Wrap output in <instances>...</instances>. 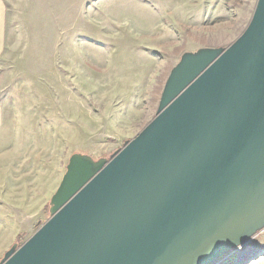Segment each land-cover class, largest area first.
Instances as JSON below:
<instances>
[{
  "label": "water",
  "instance_id": "water-1",
  "mask_svg": "<svg viewBox=\"0 0 264 264\" xmlns=\"http://www.w3.org/2000/svg\"><path fill=\"white\" fill-rule=\"evenodd\" d=\"M264 229V0L226 48L181 55L152 120L69 157L49 218L0 264H214Z\"/></svg>",
  "mask_w": 264,
  "mask_h": 264
},
{
  "label": "rangeland",
  "instance_id": "rangeland-1",
  "mask_svg": "<svg viewBox=\"0 0 264 264\" xmlns=\"http://www.w3.org/2000/svg\"><path fill=\"white\" fill-rule=\"evenodd\" d=\"M257 0H0V261L49 218L69 157L109 159L182 54L226 48ZM214 264H264V229Z\"/></svg>",
  "mask_w": 264,
  "mask_h": 264
},
{
  "label": "crops",
  "instance_id": "crops-1",
  "mask_svg": "<svg viewBox=\"0 0 264 264\" xmlns=\"http://www.w3.org/2000/svg\"><path fill=\"white\" fill-rule=\"evenodd\" d=\"M0 17H1V5H0ZM0 24H1V18H0Z\"/></svg>",
  "mask_w": 264,
  "mask_h": 264
}]
</instances>
